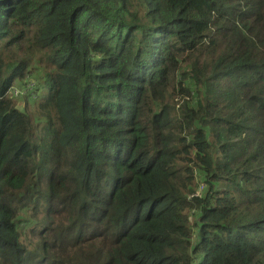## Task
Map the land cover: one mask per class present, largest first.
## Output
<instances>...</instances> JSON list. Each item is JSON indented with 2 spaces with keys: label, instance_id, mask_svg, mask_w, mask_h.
Listing matches in <instances>:
<instances>
[{
  "label": "trees",
  "instance_id": "obj_1",
  "mask_svg": "<svg viewBox=\"0 0 264 264\" xmlns=\"http://www.w3.org/2000/svg\"><path fill=\"white\" fill-rule=\"evenodd\" d=\"M0 264H264V0H0Z\"/></svg>",
  "mask_w": 264,
  "mask_h": 264
},
{
  "label": "rangeland",
  "instance_id": "obj_2",
  "mask_svg": "<svg viewBox=\"0 0 264 264\" xmlns=\"http://www.w3.org/2000/svg\"><path fill=\"white\" fill-rule=\"evenodd\" d=\"M34 86V84L31 86V88ZM18 88V89H17ZM21 89L19 88V87H16L15 89H14V93H15V95L17 96V95H19L20 93H22V96H26V91L25 90H21ZM18 91H19V93H18ZM33 100H35V98H31L30 100H28L29 102H32L33 103Z\"/></svg>",
  "mask_w": 264,
  "mask_h": 264
},
{
  "label": "built area",
  "instance_id": "obj_3",
  "mask_svg": "<svg viewBox=\"0 0 264 264\" xmlns=\"http://www.w3.org/2000/svg\"><path fill=\"white\" fill-rule=\"evenodd\" d=\"M18 93H19V91H18Z\"/></svg>",
  "mask_w": 264,
  "mask_h": 264
}]
</instances>
